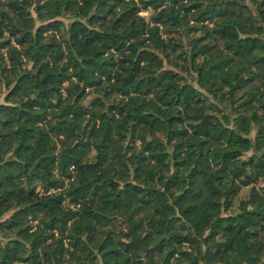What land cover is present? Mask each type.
Segmentation results:
<instances>
[{
	"label": "trees",
	"instance_id": "16d2710c",
	"mask_svg": "<svg viewBox=\"0 0 264 264\" xmlns=\"http://www.w3.org/2000/svg\"><path fill=\"white\" fill-rule=\"evenodd\" d=\"M0 264H264V0H0Z\"/></svg>",
	"mask_w": 264,
	"mask_h": 264
}]
</instances>
